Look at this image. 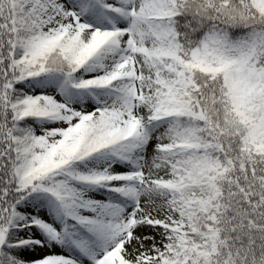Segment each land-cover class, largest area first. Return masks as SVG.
<instances>
[{
	"label": "snow or ice",
	"instance_id": "1",
	"mask_svg": "<svg viewBox=\"0 0 264 264\" xmlns=\"http://www.w3.org/2000/svg\"><path fill=\"white\" fill-rule=\"evenodd\" d=\"M0 264H264V0H0Z\"/></svg>",
	"mask_w": 264,
	"mask_h": 264
}]
</instances>
